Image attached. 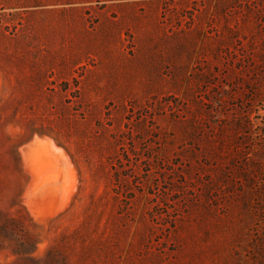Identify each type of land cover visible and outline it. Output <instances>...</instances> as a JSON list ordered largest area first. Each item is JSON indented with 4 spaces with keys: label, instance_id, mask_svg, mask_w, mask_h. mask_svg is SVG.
<instances>
[{
    "label": "rangeland",
    "instance_id": "rangeland-1",
    "mask_svg": "<svg viewBox=\"0 0 264 264\" xmlns=\"http://www.w3.org/2000/svg\"><path fill=\"white\" fill-rule=\"evenodd\" d=\"M0 264H264V0H0Z\"/></svg>",
    "mask_w": 264,
    "mask_h": 264
}]
</instances>
